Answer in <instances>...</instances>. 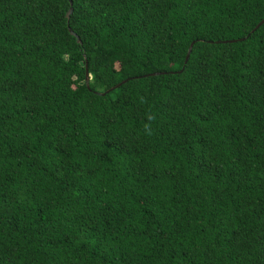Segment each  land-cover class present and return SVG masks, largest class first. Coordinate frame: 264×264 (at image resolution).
I'll return each instance as SVG.
<instances>
[{
	"label": "trees",
	"instance_id": "1",
	"mask_svg": "<svg viewBox=\"0 0 264 264\" xmlns=\"http://www.w3.org/2000/svg\"><path fill=\"white\" fill-rule=\"evenodd\" d=\"M263 20L0 0V264H264Z\"/></svg>",
	"mask_w": 264,
	"mask_h": 264
},
{
	"label": "water",
	"instance_id": "2",
	"mask_svg": "<svg viewBox=\"0 0 264 264\" xmlns=\"http://www.w3.org/2000/svg\"><path fill=\"white\" fill-rule=\"evenodd\" d=\"M71 12H72V10L69 12L68 16L71 14ZM263 24H264V20L261 23H259V25L255 28V30L253 31V33L255 31H257ZM234 42H237V41H231L230 43H234ZM225 43H227V42H225ZM192 48H193V44L191 45V47L189 49V52H188V55H187V59H186V63L189 61V58H190L191 52H192ZM86 71H87V73H86V82H87V86L89 87V84H90V81H91V76H90L89 71H88V66H87V70ZM157 75H159V74H153L151 76H157ZM125 83H127V81H124L123 83L117 85L116 87L112 88L108 92H111V91H113V90H115L117 88H120ZM106 93H100V95H105Z\"/></svg>",
	"mask_w": 264,
	"mask_h": 264
},
{
	"label": "clouds",
	"instance_id": "3",
	"mask_svg": "<svg viewBox=\"0 0 264 264\" xmlns=\"http://www.w3.org/2000/svg\"><path fill=\"white\" fill-rule=\"evenodd\" d=\"M148 119H149V120H152V119H154V117L149 116ZM145 132H146L148 135H152L151 127H150L149 124H146V125H145Z\"/></svg>",
	"mask_w": 264,
	"mask_h": 264
}]
</instances>
